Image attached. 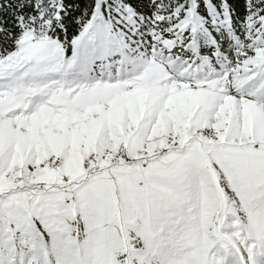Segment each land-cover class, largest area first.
Wrapping results in <instances>:
<instances>
[{
	"label": "snow or ice",
	"instance_id": "snow-or-ice-1",
	"mask_svg": "<svg viewBox=\"0 0 264 264\" xmlns=\"http://www.w3.org/2000/svg\"><path fill=\"white\" fill-rule=\"evenodd\" d=\"M0 264H264V0H0Z\"/></svg>",
	"mask_w": 264,
	"mask_h": 264
}]
</instances>
